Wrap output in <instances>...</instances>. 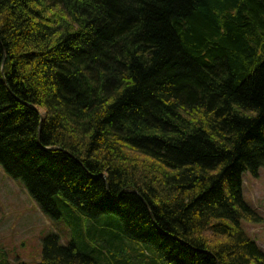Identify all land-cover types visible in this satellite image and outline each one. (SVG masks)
<instances>
[{"label":"trees","instance_id":"16d2710c","mask_svg":"<svg viewBox=\"0 0 264 264\" xmlns=\"http://www.w3.org/2000/svg\"><path fill=\"white\" fill-rule=\"evenodd\" d=\"M0 168L75 223L36 264H264V0H0Z\"/></svg>","mask_w":264,"mask_h":264},{"label":"rangeland","instance_id":"374dc122","mask_svg":"<svg viewBox=\"0 0 264 264\" xmlns=\"http://www.w3.org/2000/svg\"><path fill=\"white\" fill-rule=\"evenodd\" d=\"M242 185L244 198L262 216V222H243V227L264 251V169H260L256 176L244 173ZM74 224L66 211L58 219L43 214L22 182L0 168V257L7 264L38 263L42 257L43 238L54 232L66 244L76 234ZM92 224L90 220L80 221L78 234L86 236ZM86 242L94 244L92 240ZM127 247L123 258L131 261L128 264L149 263L151 255L146 252L144 259L135 260L142 252L139 245L129 242Z\"/></svg>","mask_w":264,"mask_h":264}]
</instances>
